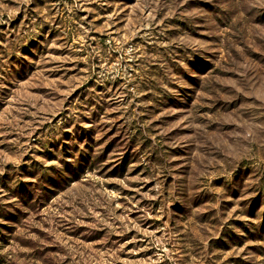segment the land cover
I'll list each match as a JSON object with an SVG mask.
<instances>
[{
	"label": "rangeland",
	"instance_id": "obj_1",
	"mask_svg": "<svg viewBox=\"0 0 264 264\" xmlns=\"http://www.w3.org/2000/svg\"><path fill=\"white\" fill-rule=\"evenodd\" d=\"M0 264H264V0H0Z\"/></svg>",
	"mask_w": 264,
	"mask_h": 264
}]
</instances>
